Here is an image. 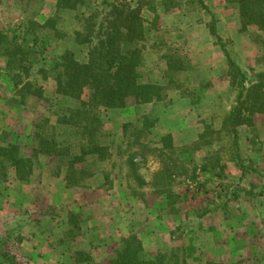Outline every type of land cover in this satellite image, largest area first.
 Instances as JSON below:
<instances>
[{"label": "rangeland", "instance_id": "374dc122", "mask_svg": "<svg viewBox=\"0 0 264 264\" xmlns=\"http://www.w3.org/2000/svg\"><path fill=\"white\" fill-rule=\"evenodd\" d=\"M103 1H94L92 10L87 11L89 13L86 12V15H96ZM172 1L174 5L176 2L181 4V10L165 12L164 10L171 6L167 0H133L128 4L130 9L140 10L147 22L155 19L156 14L159 16L158 30L147 38L143 64L139 71L140 81L161 84L165 95L161 96V102L147 105L148 108L143 106V110L138 109L135 114L125 115L122 119L117 114L102 111L100 117L103 121V134H98V140L109 146L110 157L101 163L88 156L84 162L73 166L75 172H86L85 178L76 188L65 191L62 179H56L54 174L59 162L64 165L69 160L67 163H71V159L80 155V137L75 133L78 129L81 130L79 126L83 123L71 125L70 115L64 112L66 109L78 108V102L55 97L52 93L55 84H45L44 89L40 76L36 75L39 66H34L32 70L28 79L32 88L26 90L28 93H23V100L10 88L11 74L7 79L0 77V147L4 148L8 143H12L18 147L21 156H31V161L36 162L33 163L34 177L28 179V184L14 181L10 172L6 173L7 176L0 177V255L6 254V257H0V264H73L75 252L89 253L94 260L106 264L105 260L109 259L114 251L121 249V240L130 235H135L141 242L143 256L149 260L156 254L171 259L175 252L184 256L185 264H264V215L261 216L264 214V115H256L253 118L252 130L247 127L238 129L240 156L248 171L239 181L233 163L229 162L231 154H228L226 148L218 155L219 146L215 143L217 137L224 135L223 131L218 129L220 117L229 111L235 97V92L229 91L227 81L218 80L220 73L225 70V59L207 30L194 25L197 20L204 23L209 21L205 14L200 15L199 7L192 5L194 0ZM211 2L217 15V33L229 43L226 50L231 58L251 79L258 72H264V66L257 62L264 50V37L252 26L247 27L244 32H239L241 28L237 10L232 6L226 7L221 0ZM51 3L52 0H0V30L13 33L15 31V35L19 36L18 44L29 42L28 36H25L27 33L38 37L49 34L38 33L37 22L41 20L40 12L48 8L51 11ZM74 19L75 15L66 12L62 17V25L57 26L58 36L50 38L51 51L55 54L63 53L64 49L72 50L71 46L62 43L60 37L68 38L70 33H73L76 26ZM158 39L165 42V47L159 49L160 52L151 50V45ZM88 51V47L81 46L79 53L74 52V58L76 61L85 62L88 59ZM166 51L187 60L186 75L178 77L179 83L183 82V79L188 81L182 89L188 90L190 84L198 85L202 80L209 81L211 88H215L214 94H205L194 112L191 111L192 123H188V119L182 123H187L189 130L191 125H195L193 131L196 126L197 129L201 128L202 121L211 125L208 133L213 131L214 134L207 135L203 139L205 144L201 143L200 150L193 154L194 167L202 173L203 159L205 162L206 159H216L218 166L224 164V173L227 176L216 178L215 184L211 185V189L214 186V189L217 188L214 192L208 190L209 177L203 173L200 176L196 173L189 179H181L180 187L175 185L172 190L174 194H179V203L174 206L173 212H169L162 202L157 201L150 186H146L161 168V161L155 158L157 153H151L147 165L136 171L138 179L123 164L127 156L122 159L117 156L124 147L121 146L122 148L117 150L123 141L122 123H130L129 128L125 129L128 136L136 130L137 115L150 113L157 118L165 110L170 111L166 112L170 116L178 110L176 114L181 117L184 113L177 104L173 105L176 96L174 87L171 86L169 90L166 88L169 87L167 81L159 80L164 61L160 65H157L156 61H161L160 58ZM34 59L37 57L34 56ZM50 59L49 56L47 60ZM13 73L16 74V71ZM46 74V77H50V73ZM37 88L42 90L40 97L31 95ZM87 98L88 93L85 91L82 100ZM64 117L71 123L68 127L59 122ZM172 123L174 122L169 121L163 125ZM36 125L40 126L37 130L34 128ZM46 138L53 139L56 143H64L62 147L69 148L65 151L61 149L60 156L53 158L56 160H49L40 154L34 156L33 151L39 149V139ZM191 145L178 144L177 147L188 148ZM178 152L179 150L175 153ZM170 156L166 157L169 161ZM206 156L208 158H205ZM48 161L52 163L46 165ZM232 168L234 174L231 173ZM196 175L193 182L192 178ZM105 177H108L112 185L97 188L105 183ZM140 181L145 183L143 187H139ZM220 184L226 186L228 193L221 192L218 186ZM233 191H237L236 199L232 198ZM30 192L33 197L29 195V201L27 195ZM52 193L55 194L52 197L56 200L52 202V207L59 211L60 217L52 223L49 231H52L54 241L63 234L61 237L65 238L66 242L56 246L57 249L54 250L49 244L45 246L52 253H46L45 259L41 253L38 258L47 261L41 263L30 251V243L25 241L32 240L35 248L44 244V221H33L40 212L35 210L37 204L34 201L37 198L38 201H44L43 196L47 197ZM133 193L138 197L133 198ZM141 198L146 201V205ZM75 210L81 213L77 225L79 231L72 226V221L67 220V213ZM45 228L48 229V226ZM73 235H76L75 241H71ZM11 257H15V261H11Z\"/></svg>", "mask_w": 264, "mask_h": 264}, {"label": "trees", "instance_id": "16d2710c", "mask_svg": "<svg viewBox=\"0 0 264 264\" xmlns=\"http://www.w3.org/2000/svg\"><path fill=\"white\" fill-rule=\"evenodd\" d=\"M94 1L99 0H52L51 6L54 9L52 16L42 25L37 26L38 33L48 32L49 34L38 37L27 33L25 36H28L29 42L25 44L17 43L19 36L15 35V31L13 33V31L0 30V54L6 59L3 70L4 78L7 79L11 74V77H9L10 87L15 91V95L19 96L20 100L24 98L23 93L32 88V84L28 79L31 77L34 66H39L36 75L40 76L42 80L51 79L53 81L55 84V97L74 100L79 104L78 108L64 111L65 114L70 115L72 124L66 117L59 121L64 127H68L69 124L80 125L81 122L83 123L79 126L81 130L78 129L75 133L80 137V155L71 159V163H67L69 160L64 165L59 162L56 167V174H54L56 179H62L65 191L76 188L86 175V172H75L73 166L84 162L88 156L96 158L101 163L107 161L110 157L109 146L98 140L100 135L103 134V121L100 117L102 111L108 113L109 111L123 112L130 110L128 114H131L133 113L132 109L139 106L161 102V96L165 95L161 84L142 83L139 71L143 64V51L146 49L147 38L158 30L157 21L159 16L156 14L155 19L147 22L143 19L140 10L130 9L128 4L133 0H119L117 2L104 0L98 7L99 10L96 15L91 17L90 14V16L86 15V12L92 10L91 5ZM167 1L171 3V6L165 9V12L181 10V4L176 2L174 5L172 0ZM221 1L226 7L232 6L237 10L238 22L241 28L239 32H244L247 27L252 26L264 37V0ZM212 3L211 0H194L192 5L199 7L200 15L205 14L209 17V21L205 23L200 20L196 22L204 26L225 59V70L222 74L220 73L218 80L220 82L227 81L229 91L235 92L231 108L220 117L218 122V129L221 132L223 131L224 135L217 137L215 143L219 146L218 155H220L222 149L226 150L227 148L228 154H231L229 162L233 163L234 168L240 172L238 180L241 181L248 171L240 156L238 129L247 127L252 130L253 118L256 115H264V72H258L251 79L231 58L226 50L229 43H226L227 41H224L217 33V15L214 13ZM66 12L75 15L76 26L68 38H60L62 43L71 46L72 50L64 49L63 53L55 54L51 51L50 38L58 36L57 26L62 25V17ZM93 19H96V21H93ZM64 36H66L65 33ZM162 40H155L151 45V50L160 52L159 49L165 47V42ZM81 46L89 49L88 59L85 62L76 61L74 58V52L79 53ZM34 56L37 59H34ZM49 56L51 59L48 61ZM160 59L164 60L166 64V70L162 78L163 81H167L169 87L166 88L170 90V87L173 86L177 98L186 100L193 109H196L205 93L211 89V83L202 80L198 85L190 84L188 90L182 89V86H185L188 81L183 79V82L179 83L178 77L185 73L187 60L168 51L164 52ZM257 62L262 67L264 66V50ZM43 64L44 66H42ZM13 71H16V74ZM46 73H50V77H46ZM85 91L88 93V98L82 100ZM31 95L40 97L42 95L41 88H37L34 93L32 91ZM79 119L80 121H78ZM135 122L137 123L135 125L136 130L128 136L125 129L130 123H122L121 136L123 141L117 150H120L123 146L124 149L122 148L117 156L121 159L123 156H127L123 164L138 179L139 176L136 171L147 165L151 153H157L155 158L161 161V168L153 175L149 183H146V186H150L151 193L156 197V200L162 202L163 206L170 212L179 203V194H174L172 191L175 188L174 186L179 185L181 179H189L197 171L194 167L195 159L192 156L200 150L201 143L205 144L203 139L207 135L214 134V132L210 131L208 133L211 125L202 121L201 128L197 129V126L195 128V140L189 144L180 143L185 146H189L191 143L192 145L188 148H180L177 147V143L183 141V139L187 142V139L191 137L183 134L185 132L183 128L176 127L178 129L177 137L174 138L175 135L173 134L161 132L163 128L157 125L158 119L151 114L137 115ZM198 126H200V122H198ZM34 128L37 130L40 126L36 125ZM98 134L100 135L98 136ZM175 139H178L177 143ZM38 144L39 149H35L33 155L40 154L49 160H56V156H60L61 149L65 151L69 148L62 147L64 143H56L53 139L49 140L47 138L45 140L39 139ZM177 150L179 152L175 153ZM167 156H170L171 162L166 158ZM30 158L31 156H21L18 147L12 143H8L4 148L0 147V165H2L0 167V177H5L7 176L6 173L10 172V175L12 174L11 179L22 184H28V179L34 177L33 163H36L31 161ZM205 158H208V156ZM216 162V159H213V161L206 159V162L203 159L202 161L201 172L205 176L208 175V184L211 185L215 184L216 178L227 177L224 173V164L218 166ZM48 163L52 162L48 161L46 165ZM104 182L103 185H99L97 188L101 189V187L108 184L112 185V183H109L108 177H105ZM144 184L140 181L139 187H143ZM218 186L222 188L224 185L220 184ZM209 189H211V186H208ZM226 193H228L227 190ZM232 194V198L236 199L237 191H233ZM29 195L33 197V193L30 192L27 196ZM54 195L52 193L47 197L43 196L44 201L41 199L38 201L37 198L34 201L37 206L32 202L37 207L35 210L40 211L38 217L33 221L36 223L44 221L42 232L46 233L47 242L53 250L57 249L56 246L66 242V239L61 237L63 234L54 241L52 231H49L52 223L60 217L59 211H55L56 209L52 207V202L56 201L52 197ZM30 196L28 197L29 201ZM132 197L137 198L138 195L133 193ZM139 202L142 201L139 200ZM143 202L146 205V201L143 200ZM160 209L164 210V208ZM67 215V220L72 221V226H75V230L79 231L77 225L80 222V211L75 210L72 213H67ZM45 226H48V229ZM75 236H71V241H75ZM121 244V249L114 251L111 257L105 260L106 264H185L184 256L175 252L171 259L158 254L152 258L153 260L146 259L143 256L142 244L135 235L122 239ZM0 257L4 258L6 254L0 255ZM73 258V264H102L85 252H75ZM10 260L15 261V257H11Z\"/></svg>", "mask_w": 264, "mask_h": 264}, {"label": "crops", "instance_id": "0c3cea01", "mask_svg": "<svg viewBox=\"0 0 264 264\" xmlns=\"http://www.w3.org/2000/svg\"><path fill=\"white\" fill-rule=\"evenodd\" d=\"M50 8H52V6L50 7ZM53 12H54V9H51V11H50V9L48 8V9H44L42 12H40V16H41V20H39V22H37V25L38 26H40V25H42L49 17H51L52 16V14H53ZM199 25L200 26V28L201 29H205L204 28V26L202 25V24H198L197 22H194V25ZM206 30V29H205ZM205 30H203V31H205ZM162 61H164V60H161V61H159V59H157V61H156V64L157 65H160L161 64V62ZM158 62V63H157ZM5 64H6V59L0 54V77H4V68H5ZM163 64H164V68H163V70L161 71V74H160V77H159V80H161L162 78H163V75H164V71L166 70V64H165V62H163ZM183 74H185L186 75V73H183ZM183 74H181V76L183 75ZM37 78H38V76H37ZM41 78V77H40ZM158 80V81H159ZM40 81H41V84H42V86H43V88L45 89L46 88V86H45V84L48 86L49 84L51 85V86H54V83L51 81V80H49V79H47V80H42V78L40 79ZM51 81V82H50ZM142 82V81H141ZM143 83V82H142ZM155 82H152L151 84H154ZM144 84H146V83H144ZM11 88V87H10ZM212 89V88H211ZM11 90H12V88H11ZM214 90H215V88H213L212 90H210V91H207L205 94H214ZM55 91V90H54ZM54 91H52V93H54ZM55 95V94H54ZM174 104H177V106L179 107V109L181 108V110H184V113L181 115V117H178V114H176L177 112H178V110L177 111H175V112H173L172 114V116H170V115H168V113H166V112H170L169 110H165L164 111V113H161L160 114V116H158L157 117V119H158V123H157V125L159 126V127H162L163 128V130H161V132L162 133H164V134H166V133H170V134H173V135H175L174 136V138L175 137H177L176 136V134H177V130L178 129H176V127H181V128H183L184 130H185V132H184V134L185 135H189V136H191L189 139H187L188 141L186 142L184 139H183V141H180V142H178V139H175V141H176V143H177V145L178 144H180V143H183V144H189L190 142H192V141H194L195 140V138H194V133L193 132H195V129H194V131H193V129H191L190 131L188 130V127L186 126L187 125V123H182L183 122V120H186V119H188L187 120V122L189 123V122H191L192 123V120H193V112H194V109L188 104V102L186 101V100H183V99H181V98H177V94H176V96H175V99H174V102H173V105ZM147 105H154V103H151V104H146V105H142V106H139V107H137V108H135V109H132L133 110V113H136L137 112V110L139 109L140 111L141 110H143L145 107L146 108H148V106ZM143 106H145V107H143ZM139 111V112H140ZM191 111H193L192 113H191ZM117 111H109L108 113H112V114H117V116H121V119L122 118H125V115H130V114H128V112H130V110H128V111H123V112H117ZM143 112V111H142ZM172 112V111H171ZM2 114V113H1ZM146 114H148V113H146ZM150 114V113H149ZM184 116H187V118H184L183 119V117ZM116 117V116H115ZM0 119H1V117H0ZM169 121H171V122H174V123H172V124H170V125H168V126H164L163 125V123H165V122H169ZM194 127H195V125H194ZM191 128H193V126L191 125ZM196 133V132H195ZM191 134V135H190ZM181 140V139H180ZM236 170V169H235ZM197 173V175H199L200 176V174H202V173H200V171H195V173L194 174H196ZM229 173V172H228ZM232 174H234V169L232 168V172H231ZM230 173V174H231ZM193 174V175H194ZM236 174L239 176L240 175V172L238 171V170H236ZM197 175L196 176H194L192 179V181L194 182V179L197 177ZM226 175V174H225ZM208 186H211V184H208ZM215 187V186H214ZM214 187H212V189L211 190H213L212 192H214V191H216V189L217 188H215L214 189ZM208 188V187H207ZM210 188V187H209ZM221 188V187H220ZM192 189H194V188H192ZM210 190V189H209ZM219 191V190H218ZM221 192L222 193H226V186L224 185V186H222V188H221ZM220 194V193H219ZM230 197V196H229ZM228 204H229V202H228ZM228 204H227V206H228ZM226 207V206H225ZM264 214H262L261 216H263ZM242 219H244V216L242 215ZM28 238V237H27ZM26 238V239H27ZM77 239V238H76ZM32 241V240H31ZM28 242V240H26L25 241V243H30V251L31 252H33V254H35L36 255V258L39 260V262H41V263H45V262H47V261H45V260H42V259H40V258H38V256L40 255L41 256V253H42V256H44V259H45V257H46V255L48 254V255H50L51 253H52V251L51 250H48V248H46L45 246H48V242H47V238L43 241L44 242V244L43 245H41L39 248H35L34 246H33V242ZM77 241V240H76ZM47 253V254H46ZM33 254L31 255V256H33ZM58 255V254H57Z\"/></svg>", "mask_w": 264, "mask_h": 264}]
</instances>
